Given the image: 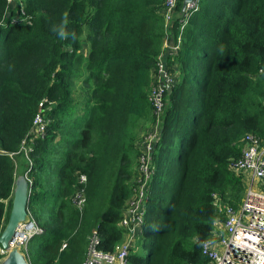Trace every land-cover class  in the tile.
<instances>
[{"label":"trees","instance_id":"1","mask_svg":"<svg viewBox=\"0 0 264 264\" xmlns=\"http://www.w3.org/2000/svg\"><path fill=\"white\" fill-rule=\"evenodd\" d=\"M184 1L170 25L178 48L165 53L177 80L164 94L128 264H210L201 243L219 218L213 197L240 206L244 179L229 162L245 134L264 144V0H198L183 24ZM166 36L164 0H0V234L27 140V213L42 231L27 244L29 264H81L93 233L104 252L123 240ZM41 110L45 135L29 142ZM81 175L78 210L71 198Z\"/></svg>","mask_w":264,"mask_h":264},{"label":"built area","instance_id":"2","mask_svg":"<svg viewBox=\"0 0 264 264\" xmlns=\"http://www.w3.org/2000/svg\"><path fill=\"white\" fill-rule=\"evenodd\" d=\"M6 1L9 6L13 3V0ZM177 2L178 0H164V20L167 31L164 43L170 34V25L174 20ZM197 8L198 0H191L186 4L184 11H181L183 24L189 14ZM17 22L18 17L10 20L11 24ZM177 48L176 44L172 45L169 51L175 52ZM259 74L263 75V72L259 71ZM176 80V74L169 72L161 53L157 59V70L151 74L152 86L148 92V101L156 121L155 124H150L144 129H151V134L145 138H141L142 135H140V155L135 165L136 177L131 183L133 193L125 204L119 223L124 230V238L113 252H104L98 249V238L93 233L88 238L86 257L81 264H128L127 257L130 250L135 247L143 223L148 160L159 133L160 118L165 106L164 94L175 85ZM48 123L49 120L45 118L41 110L33 119L27 135L28 141L43 138ZM26 142L27 140L23 141L21 152L30 163L25 150ZM239 149L240 157L229 162L228 170L244 179V195L237 209L227 204L223 205L217 197H213V205L219 218L214 222L212 239L201 243V254L210 264H264V144L256 135L247 133L240 139ZM25 177L27 179V174ZM27 181L30 185L31 182L28 179ZM85 183L86 177L79 176L76 190L71 198L72 205L78 210H81L86 202L83 188ZM27 219L31 223L28 225L21 223L14 239L9 243V248H18L26 259L28 242L35 235L42 233L30 216ZM6 254L7 251L0 247V259Z\"/></svg>","mask_w":264,"mask_h":264},{"label":"water","instance_id":"3","mask_svg":"<svg viewBox=\"0 0 264 264\" xmlns=\"http://www.w3.org/2000/svg\"><path fill=\"white\" fill-rule=\"evenodd\" d=\"M191 0H185L181 11L183 12L185 6ZM29 183L25 175H19L15 179L13 196L11 202V209L7 219V223L0 234V247L7 251L5 257L0 259V264H29L25 255L16 247L9 248V243L14 239L17 228L21 223L28 225L31 223L28 218V194Z\"/></svg>","mask_w":264,"mask_h":264},{"label":"rangeland","instance_id":"4","mask_svg":"<svg viewBox=\"0 0 264 264\" xmlns=\"http://www.w3.org/2000/svg\"><path fill=\"white\" fill-rule=\"evenodd\" d=\"M83 48L84 49H86V46H85V44L83 45ZM146 125V124H145ZM148 125H150V122L148 123L147 122V126ZM146 126V128H148ZM152 132H151V129H147V130H144L143 129V131L141 132V135H142V137L141 138H145L147 135H149V134H151ZM25 150L27 151V156H28V153L30 152V145H27V146H25ZM24 163V154H22V155H19V156H16L15 157V164H16V174H17V176H19V175H21V173H22V170L24 171L23 172V174L24 175H26L27 173V171L29 170V168H30V163H31V161H30V163H27V167L25 168L24 166H25V164H23ZM135 165H136V163H135ZM135 168H136V166L133 168V170H134V172H135ZM30 182H31V180L30 179H28ZM133 181H131V183H132ZM87 249V246L85 247V250Z\"/></svg>","mask_w":264,"mask_h":264},{"label":"crops","instance_id":"5","mask_svg":"<svg viewBox=\"0 0 264 264\" xmlns=\"http://www.w3.org/2000/svg\"><path fill=\"white\" fill-rule=\"evenodd\" d=\"M86 46V45H85ZM172 46V36H171V33L168 35V37H167V39H166V42L165 43H163V52H162V59H163V62L166 64V51H168L169 50V48ZM83 53H85L86 52V49H84L83 48ZM156 131H157V128H156ZM156 131H155V133H156ZM139 147H140V145H139V143H138V145H137V148L139 149ZM26 163V164H25ZM27 160H26V158L24 157V163L23 164H25V168L27 167ZM23 170H22V173H21V175H24L23 174Z\"/></svg>","mask_w":264,"mask_h":264},{"label":"clouds","instance_id":"6","mask_svg":"<svg viewBox=\"0 0 264 264\" xmlns=\"http://www.w3.org/2000/svg\"><path fill=\"white\" fill-rule=\"evenodd\" d=\"M59 35L61 36V38L65 37L66 33L64 32L63 28L60 29Z\"/></svg>","mask_w":264,"mask_h":264}]
</instances>
